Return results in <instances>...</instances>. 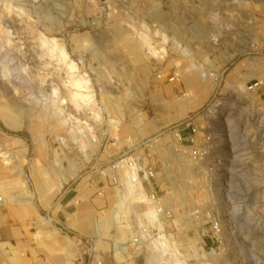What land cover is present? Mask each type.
<instances>
[{
    "label": "rangeland",
    "instance_id": "374dc122",
    "mask_svg": "<svg viewBox=\"0 0 264 264\" xmlns=\"http://www.w3.org/2000/svg\"><path fill=\"white\" fill-rule=\"evenodd\" d=\"M193 126L220 140L225 168L211 187L190 156L160 149L183 228L177 264H264V0H0L2 264H24L18 250L58 264H143L111 256L112 234L126 241L129 225L109 161L162 132L165 144L175 130L186 139ZM198 205L234 225L206 251L189 239L207 220L191 219Z\"/></svg>",
    "mask_w": 264,
    "mask_h": 264
},
{
    "label": "built area",
    "instance_id": "2783aa9c",
    "mask_svg": "<svg viewBox=\"0 0 264 264\" xmlns=\"http://www.w3.org/2000/svg\"><path fill=\"white\" fill-rule=\"evenodd\" d=\"M178 77L179 72H176L168 80L175 81ZM159 78H162V75H159ZM259 84L258 81L252 83L248 89H254ZM189 132L185 139L180 130H175L172 140L166 144L162 140L164 132L159 133L129 146L127 151L109 161L110 171L105 173V178L116 195V204H120L121 224L129 225V237L126 241H119L116 231L110 238L113 258L118 255L128 260L137 258L141 259L143 264H157L156 260L169 259L172 264H177L178 260L184 257L179 247V235L183 228L176 223V209L169 203L168 188H164L167 184L164 180L173 172V163L165 157H160V149L168 148L176 157L181 154L190 156L202 165L199 176L211 187L217 178L222 179L225 168L224 159L216 151L221 146L220 140L210 127L193 126ZM185 142L188 145H185ZM133 193L144 194L145 200L130 206L129 196ZM126 211L133 212L124 215ZM190 216L193 220L207 219L190 231L192 238L189 239L194 248L202 251H206L207 241L223 244L226 235H229L234 227L231 221L227 225L228 221L224 217H215L212 211L202 205L194 207ZM211 250L212 253L216 252L213 247ZM90 256L95 257L93 253Z\"/></svg>",
    "mask_w": 264,
    "mask_h": 264
},
{
    "label": "crops",
    "instance_id": "0c3cea01",
    "mask_svg": "<svg viewBox=\"0 0 264 264\" xmlns=\"http://www.w3.org/2000/svg\"><path fill=\"white\" fill-rule=\"evenodd\" d=\"M77 191V190H76ZM73 192H75V190L74 191H69V192H66L65 193V195H64V197H62V199H61V201H63V200H65V199H68V197H69V195L70 194H74V196H72V198H70V200H67V202H66V205H64V207L65 206H67L73 199H75L76 198V196H77V194L76 193H73ZM62 213H64L65 214V211L62 209ZM2 232V231H1ZM5 233L6 234H8V231H3L2 232V234H4L5 235ZM13 234V233H12ZM80 240V239H79ZM0 243L1 244H5V243H8V241H6V240H2V241H0ZM10 243H11V245L12 246H14V247H17L18 246V243L17 244H13V242H11L10 241ZM74 243H75V245H77L78 244V242H77V240H74ZM6 249L7 248H9V246L8 245H6V247H5ZM77 248H79L78 247V245L76 246V249ZM1 252V251H0ZM18 252V253H17ZM90 252V251H89ZM89 252H88V254H89ZM2 253V252H1ZM75 253H77V251L75 252ZM16 255L17 256H19V257H21L22 259H23V261H24V264H40V261H37V259H40L41 260V264H52V263H61L62 261H60V259H54V258H51L50 260L52 261H50L49 259H47V257H45V256H35V257H37L36 259H35V257H33V255H32V253H31V251L29 252L28 251V253H25V255L23 254V252L22 251H20V250H18V251H16ZM1 257H4L3 255H1L0 256V264H2V259H1ZM76 257H77V259H79V258H82L81 256H80V254L79 255H77L76 254ZM63 263V262H62ZM79 264H81V262H78Z\"/></svg>",
    "mask_w": 264,
    "mask_h": 264
},
{
    "label": "bare ground",
    "instance_id": "6f19581e",
    "mask_svg": "<svg viewBox=\"0 0 264 264\" xmlns=\"http://www.w3.org/2000/svg\"><path fill=\"white\" fill-rule=\"evenodd\" d=\"M71 67H73V66H71ZM188 67H185V69H184V72H186V73H188L187 71H188ZM207 76V75H206ZM205 77V76H204ZM189 80V79H188ZM187 80V81H188ZM205 80V79H204ZM191 81V80H190ZM193 82V81H192ZM188 83V82H187ZM191 83V82H190ZM70 84H71V86L73 87V89H74V91H73V96L76 98V99H80L82 96L79 94V91H78V89H79V87H80V84H81V81L79 80V79H72L71 81H70ZM185 104H186V102H185ZM187 105V104H186ZM193 106V104H191V105H189V107H188V109L189 108H191ZM213 109V108H212ZM9 120H11L12 121V118H9ZM11 121H8V123H6L7 124V126H9L10 128H15V126H16V123L15 122H11ZM220 178H217L215 181L217 182L218 180H219ZM216 184V183H215ZM216 186V185H215ZM165 244V243H164ZM165 263L167 262V261H164ZM164 262H160L159 264H162V263H164ZM168 263V262H167Z\"/></svg>",
    "mask_w": 264,
    "mask_h": 264
}]
</instances>
